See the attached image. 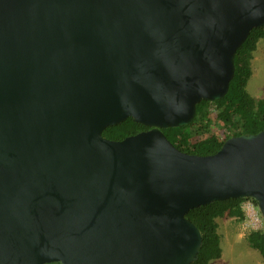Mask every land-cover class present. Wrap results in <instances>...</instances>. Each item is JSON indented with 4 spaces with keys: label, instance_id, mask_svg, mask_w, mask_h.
<instances>
[{
    "label": "water",
    "instance_id": "95a60500",
    "mask_svg": "<svg viewBox=\"0 0 264 264\" xmlns=\"http://www.w3.org/2000/svg\"><path fill=\"white\" fill-rule=\"evenodd\" d=\"M263 25L264 0H0V264H190V209L264 219V129L209 155L162 130L227 93ZM128 117L148 128L102 135Z\"/></svg>",
    "mask_w": 264,
    "mask_h": 264
},
{
    "label": "trees",
    "instance_id": "16d2710c",
    "mask_svg": "<svg viewBox=\"0 0 264 264\" xmlns=\"http://www.w3.org/2000/svg\"><path fill=\"white\" fill-rule=\"evenodd\" d=\"M264 40V25L254 27L236 50L235 71L229 82L227 93L216 101L201 100L196 105L193 121L184 126L163 128L166 137L183 152L197 155L215 153L222 142L242 133H256L264 129V97L255 98L246 89L252 74L251 59L257 42ZM216 129L209 131L210 127ZM148 126L135 122L131 117L115 125L107 126L102 135L120 140L135 134ZM208 134L202 137L203 134ZM246 198L217 200L190 209L186 218L195 223L202 233V246L198 257L190 264H208L221 256V235L218 232V218L231 217L235 222L245 218L242 202ZM253 200V199H252ZM248 245L257 249L264 262V229L245 233Z\"/></svg>",
    "mask_w": 264,
    "mask_h": 264
},
{
    "label": "rangeland",
    "instance_id": "374dc122",
    "mask_svg": "<svg viewBox=\"0 0 264 264\" xmlns=\"http://www.w3.org/2000/svg\"><path fill=\"white\" fill-rule=\"evenodd\" d=\"M252 74L247 81L246 89L249 94L255 98L264 97V40L260 39L257 42L256 49L253 51L251 59ZM216 129L211 126L209 131ZM208 134H203L206 137ZM232 221L234 219L230 218ZM224 226V220H220ZM240 227V222H233L231 228ZM220 232L222 227L220 225ZM245 233V232H244ZM245 237V236H244ZM222 256L220 259H212L208 264H264L260 252L248 245L246 239L235 238L231 243H227L225 239L221 240Z\"/></svg>",
    "mask_w": 264,
    "mask_h": 264
},
{
    "label": "built area",
    "instance_id": "2783aa9c",
    "mask_svg": "<svg viewBox=\"0 0 264 264\" xmlns=\"http://www.w3.org/2000/svg\"><path fill=\"white\" fill-rule=\"evenodd\" d=\"M242 209L245 218L240 222V227L245 233L264 229V219L262 218L256 201L246 198L242 202Z\"/></svg>",
    "mask_w": 264,
    "mask_h": 264
},
{
    "label": "crops",
    "instance_id": "0c3cea01",
    "mask_svg": "<svg viewBox=\"0 0 264 264\" xmlns=\"http://www.w3.org/2000/svg\"><path fill=\"white\" fill-rule=\"evenodd\" d=\"M230 218L231 217H223V218L217 219L218 224H219L218 232L221 235V240L225 239L227 243H231L232 241L235 240V238H242V239L244 238L245 239V237H244L245 233L241 232L239 227L236 226L233 229L231 228V225L233 224L234 221H232ZM220 220H224V223H225L224 226L221 224ZM220 225L222 227V232L219 231ZM221 256H222V253H221ZM221 256L217 259H220Z\"/></svg>",
    "mask_w": 264,
    "mask_h": 264
},
{
    "label": "flooded vegetation",
    "instance_id": "af4514ba",
    "mask_svg": "<svg viewBox=\"0 0 264 264\" xmlns=\"http://www.w3.org/2000/svg\"><path fill=\"white\" fill-rule=\"evenodd\" d=\"M13 264H21L20 263V260H19V258H15L14 260H13ZM44 264H60V262H48V263H44Z\"/></svg>",
    "mask_w": 264,
    "mask_h": 264
}]
</instances>
